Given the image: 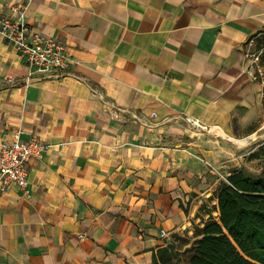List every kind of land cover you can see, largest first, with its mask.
<instances>
[{
    "label": "crops",
    "instance_id": "1",
    "mask_svg": "<svg viewBox=\"0 0 264 264\" xmlns=\"http://www.w3.org/2000/svg\"><path fill=\"white\" fill-rule=\"evenodd\" d=\"M15 5L74 64L34 79L0 34V144L51 145L0 197V264H153L193 240L236 140L264 138L244 60L264 0H0V18Z\"/></svg>",
    "mask_w": 264,
    "mask_h": 264
},
{
    "label": "trees",
    "instance_id": "2",
    "mask_svg": "<svg viewBox=\"0 0 264 264\" xmlns=\"http://www.w3.org/2000/svg\"><path fill=\"white\" fill-rule=\"evenodd\" d=\"M264 42V35L259 43ZM250 157L262 158L257 174L245 168L222 180L210 198L209 218L195 227L194 239L179 235L153 257V264H264V142ZM177 240L185 244L183 250Z\"/></svg>",
    "mask_w": 264,
    "mask_h": 264
},
{
    "label": "built area",
    "instance_id": "3",
    "mask_svg": "<svg viewBox=\"0 0 264 264\" xmlns=\"http://www.w3.org/2000/svg\"><path fill=\"white\" fill-rule=\"evenodd\" d=\"M10 15L0 18V34L23 57L34 79L60 78L72 74L74 60L67 46L40 32L30 33L23 6L15 5ZM260 31L252 35L244 47L245 71L264 89V42L259 38ZM8 82H14L8 78ZM194 125H200L197 121ZM50 144L37 138L22 140L20 132L14 139L0 144V197L12 186L26 190L29 185V164L31 159H39L49 150ZM168 231L162 230L160 236L167 238Z\"/></svg>",
    "mask_w": 264,
    "mask_h": 264
},
{
    "label": "rangeland",
    "instance_id": "4",
    "mask_svg": "<svg viewBox=\"0 0 264 264\" xmlns=\"http://www.w3.org/2000/svg\"><path fill=\"white\" fill-rule=\"evenodd\" d=\"M263 142H264V138H246V142H245L246 145L240 153V158H239L240 163L234 169L236 170V169H240V168H245L246 170H248L251 173H254V174L259 173L261 171V168H262L263 159L262 158H252V157H250V154L254 150H257ZM212 196H213V194H212ZM213 201L216 202L215 199H212L208 203V210L209 211L210 210L213 211V207H214V205L212 203ZM213 215L215 217H218V213L216 211H213ZM176 245L181 250H183L185 247V244L182 240H177Z\"/></svg>",
    "mask_w": 264,
    "mask_h": 264
},
{
    "label": "bare ground",
    "instance_id": "5",
    "mask_svg": "<svg viewBox=\"0 0 264 264\" xmlns=\"http://www.w3.org/2000/svg\"><path fill=\"white\" fill-rule=\"evenodd\" d=\"M236 141L237 142H240V143H245L246 142V139H242V140L237 139Z\"/></svg>",
    "mask_w": 264,
    "mask_h": 264
}]
</instances>
